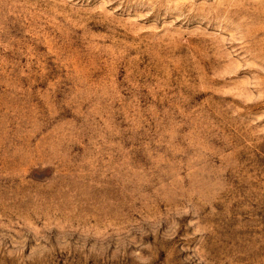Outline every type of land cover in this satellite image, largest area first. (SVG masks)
Returning a JSON list of instances; mask_svg holds the SVG:
<instances>
[{"label":"rangeland","instance_id":"obj_1","mask_svg":"<svg viewBox=\"0 0 264 264\" xmlns=\"http://www.w3.org/2000/svg\"><path fill=\"white\" fill-rule=\"evenodd\" d=\"M0 264H264V0H0Z\"/></svg>","mask_w":264,"mask_h":264}]
</instances>
